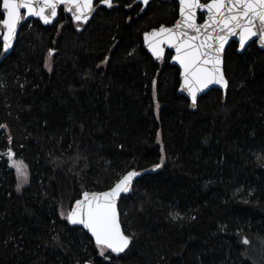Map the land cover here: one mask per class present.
Segmentation results:
<instances>
[{
	"label": "trees",
	"instance_id": "obj_1",
	"mask_svg": "<svg viewBox=\"0 0 264 264\" xmlns=\"http://www.w3.org/2000/svg\"><path fill=\"white\" fill-rule=\"evenodd\" d=\"M177 18L176 0H120L20 28L0 64V264H264V51L230 43L226 91L191 108L172 52L144 42ZM9 149L28 165L20 191ZM133 170L118 205L133 239L105 259L61 211Z\"/></svg>",
	"mask_w": 264,
	"mask_h": 264
},
{
	"label": "snow or ice",
	"instance_id": "obj_2",
	"mask_svg": "<svg viewBox=\"0 0 264 264\" xmlns=\"http://www.w3.org/2000/svg\"><path fill=\"white\" fill-rule=\"evenodd\" d=\"M142 2L147 5L149 0ZM99 3L109 8L113 6V0H99ZM179 5L181 19L174 29L161 26L158 32L146 33L145 41H148L149 35H160L159 43L166 40L175 48L177 55L174 59L183 69L182 90H187L195 106L197 94L210 85L228 87L221 66L222 53L229 37L238 36L241 49L253 38L258 39L261 47H264V0H206L204 3L201 0H179ZM60 6L72 13V18L77 22L87 23L94 11V0H2L4 18L0 19V26L7 33L4 36L5 47L22 18L37 17L48 24L57 16ZM21 9L26 10L25 16H22ZM196 9H207L208 20L204 25L196 23ZM149 46L153 55L158 58L162 55L158 44ZM7 157L9 167L15 169L19 191L28 183V165L22 159H15L11 149ZM162 164L163 159L154 168H160ZM139 175L135 170L128 171L108 191H85L82 199L75 200L74 207L66 215L61 213L69 224L81 226L91 234L99 255L105 259H109L110 254L124 252L133 239L122 230L117 199L121 193L129 191L133 178ZM174 218H179V214ZM243 243L248 244L249 241L244 239Z\"/></svg>",
	"mask_w": 264,
	"mask_h": 264
},
{
	"label": "water",
	"instance_id": "obj_3",
	"mask_svg": "<svg viewBox=\"0 0 264 264\" xmlns=\"http://www.w3.org/2000/svg\"><path fill=\"white\" fill-rule=\"evenodd\" d=\"M115 1H120V0H113V4H114ZM152 1H153V0H149L148 4H149L150 2H152ZM161 1H167V0H161ZM176 1H177V3H178V18H177L176 21H175L172 25H170V26H164V25H162V26H164L165 28H172V29H174V26L176 25V22H177L178 20L181 19L180 14H179V7H180V5H179V0H176ZM95 2H96V0H94V11H93L92 14L90 15L88 21L92 18V16L94 15V13H95L96 11H98L99 9H101V8H109V7H107L106 5H103V4H100V3L95 4ZM134 3H136V4H140V5L142 6V9H143V10H144V9L147 7V5H148V4L145 5V4L142 2V0H135ZM202 3H203V2H202ZM60 9H62V10L64 11L65 14H67L68 16H70V17L72 18V13L65 11V10H64V6H60V8H58V13H59V10H60ZM195 11H196V23H197L198 25H204L205 22L208 20V12H207V9H203V10H201V9H196ZM0 12H1V14L3 13L2 0H1V3H0ZM25 13H26V10L21 9V14H22V16H25ZM200 15L203 16V19H202V20H200ZM3 18H4V16L2 15V19H3ZM72 19H73V18H72ZM30 20H36V21H39L43 26H52L53 24H55V23L57 22V20H58V14H57V16H56L55 18H53L52 21H51L50 23H48V24L43 23V22H42L41 20H39L37 17L26 16V18H22L21 21H20V23L17 25L16 30H15V33H14V35L12 36V38L10 39L7 48L5 47V41H4V36L7 34V33H6V29H4L3 26H0V42H1V49H0V64H1V63L3 62V60H4V59H5V58H6V57L12 52L20 28H21L26 22H28V21H30ZM73 20H74V19H73ZM74 21H76V20H74ZM88 21H87V22H88ZM81 23H83V22H81ZM83 24H85V23H83ZM160 27H161V26H160ZM160 27H158V28L155 29V30L150 31L148 34H151V33H153L154 31H157V32H158V30L160 29ZM191 34H192V33H190V35H191ZM160 39H161V36H160V35H157V36L149 35V37H148V41L146 42V41H145V37H144L145 46L148 48V47H150V46H149L150 44H158L159 48H164V49H167V50H169L170 52H172V57H171V59H170V64H171L172 66L177 67V69L179 70L180 85H179V87H178V95H181V96H183L184 98H186V99L188 100V102H189L190 107H191V108H194L196 105H195V106L192 105L191 97H190V95L188 94L187 90H186V89H183V90H182L183 78H182L181 73H182L183 69L181 68L180 64L174 59V57L177 55L176 50H175L174 47L170 46V45L167 43L166 40H165V42H163V43H159ZM232 42H235V43L237 44V53H239V54L243 53V51H244V50L248 47V45L251 44L252 42H255V44H256V46H257V48H258L259 50L264 51V47H261L260 42H259L258 39H256V38H253V40L248 41V43L245 45L244 49H241V48H240V44H239V37H238V36H232V37H229L228 42L225 44V48H224V51H223V53H222V66H221V67H222V71H223V73H224V56H225V51H226V48L228 47V45H229L230 43H232ZM197 43H199V41H197ZM210 43H211V41H210ZM224 76H225V73H224ZM225 79H226V76H225ZM226 80H227V79H226ZM213 89L221 90V91H226L227 88H223V87H221L220 85H215V84H214V85H210L208 88L204 89L202 92H199V93L197 94V101H198V99H199L200 97H202L203 95H206L209 91H211V90H213ZM138 173H140V172H138ZM125 174H126V173H125ZM140 175H141V173H140ZM140 175L137 176V177H135V178H133V181H132V184H131V187H130L129 191L121 193L120 196L118 197V199H117V210H118V205H119L120 200H121L124 196L128 195V194L132 191L133 186H134L136 180L140 177ZM119 179H120V178H119ZM119 179H118V180H119ZM118 180H117V181H118ZM117 181H116V182H117ZM116 182H115V183H116ZM115 183H114L110 188H112V187L115 185ZM110 188H109V189H110ZM109 189H107V190H105V191H108ZM87 192H104V191H87ZM78 199H82V194L80 195V197H79ZM74 205H75V202L72 204L71 208L74 207ZM71 208H70V209H71ZM69 211H70V210H69ZM118 213H119V211H118ZM119 219H120V216H119ZM70 225H71V224H70ZM71 226L81 228L84 232H86V233L90 236V238H91V239L93 240V242H94V238L91 237V234L88 233L86 229H83L81 226H78V225H77V226L71 225ZM94 243H95V242H94ZM125 251H126V249H125ZM122 253H124V252H122ZM122 253H120V254H122ZM120 254H119V255H120ZM115 255H116V254H115Z\"/></svg>",
	"mask_w": 264,
	"mask_h": 264
},
{
	"label": "rangeland",
	"instance_id": "obj_4",
	"mask_svg": "<svg viewBox=\"0 0 264 264\" xmlns=\"http://www.w3.org/2000/svg\"><path fill=\"white\" fill-rule=\"evenodd\" d=\"M49 63H50V58H48L47 60H46V67L47 68H49ZM157 142H159V138L157 139ZM5 156V158L6 159H8V157H7V155H4ZM15 159H17V158H15ZM19 160V159H18ZM14 169V168H13ZM14 171H15V169H14ZM16 173V172H15ZM17 184H18V180H17V176H16V190H17ZM27 185V183L26 184H24L21 188H20V190H22L25 186ZM19 190V191H20ZM67 212L68 211H61V213H64L65 215L67 214Z\"/></svg>",
	"mask_w": 264,
	"mask_h": 264
},
{
	"label": "flooded vegetation",
	"instance_id": "obj_5",
	"mask_svg": "<svg viewBox=\"0 0 264 264\" xmlns=\"http://www.w3.org/2000/svg\"><path fill=\"white\" fill-rule=\"evenodd\" d=\"M134 1H135V0H134ZM115 2H118V1H115ZM115 2H114V3H115ZM97 3H99V1H98ZM97 3L95 2V4H97Z\"/></svg>",
	"mask_w": 264,
	"mask_h": 264
}]
</instances>
